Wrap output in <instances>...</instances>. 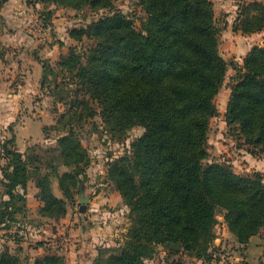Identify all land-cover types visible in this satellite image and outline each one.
I'll return each mask as SVG.
<instances>
[{
    "label": "trees",
    "instance_id": "trees-1",
    "mask_svg": "<svg viewBox=\"0 0 264 264\" xmlns=\"http://www.w3.org/2000/svg\"><path fill=\"white\" fill-rule=\"evenodd\" d=\"M35 1L62 10L104 12L85 26L69 29L68 37L77 45L59 56L57 71L43 64L42 82L46 76L57 82L61 74L60 83L69 86L68 95L60 99L69 106L68 116L83 122L98 114L116 140L134 127L143 130L127 152L106 164V177L129 208L131 222L122 245L96 248L92 264H146L159 246L209 260L218 216L239 245L264 231V174H238L226 162L210 161L207 151L210 121L218 113L215 98L228 69L213 2L136 0L145 16L137 30L116 7L118 0ZM263 29L264 0H242L232 32L249 35ZM84 40L92 44L84 47ZM224 116L228 135L250 155L264 158V38L235 68ZM74 134L70 127L54 148L62 165L70 168L62 174L56 166L41 173L33 155L24 156L9 141L0 145L8 195L0 209V228L9 229L15 213L25 210L13 202L25 201L30 179L37 188L39 215L65 218L66 200H73L89 165ZM51 178L62 198L51 192ZM18 188L22 197L15 193ZM43 251L33 264H68L64 255ZM0 264H21V258L3 247Z\"/></svg>",
    "mask_w": 264,
    "mask_h": 264
},
{
    "label": "rangeland",
    "instance_id": "rangeland-1",
    "mask_svg": "<svg viewBox=\"0 0 264 264\" xmlns=\"http://www.w3.org/2000/svg\"><path fill=\"white\" fill-rule=\"evenodd\" d=\"M115 5L139 30L145 16L137 1L118 0ZM20 9L27 11L26 18L17 15L16 12ZM103 13V11L93 12L88 8L80 11L62 10L35 0H4L0 8L2 22L0 58L7 52L5 50L11 48L4 40L11 32L9 20L11 19L15 24H22V50L26 42H30L25 52L35 56L38 64L37 75L40 69L36 83L39 87L31 94V99L24 103L25 107H22V91H18V86L22 87L25 84L23 74L16 75V79H13L11 84H7L13 91L0 89L3 96L0 101V145L9 141L8 146L24 156L33 155V165L38 167L41 173L49 172L51 166H56L59 174H62L70 168L62 165V158L54 148L57 146L58 136L72 127L76 139L85 148L89 157V165L84 170L85 176L80 177L82 182L74 192L73 200H66L67 213L63 220L55 221L39 215L37 188L31 179L27 183L25 201L17 199L13 202L17 207H21V210L22 208L25 210L15 213L14 220L9 222V229L0 228V249L7 247L10 252L18 253L21 264H33L36 257L44 255L43 249L64 255L61 251L63 247L119 248L122 245L123 235L130 226L129 208L120 198L114 185L108 181L106 164L111 158L127 152L130 143L139 137L143 130L134 127L126 133L123 140L113 139L98 114L83 122L68 116L69 106L65 102H60V99L68 95L69 86L64 82L60 83L61 74H58L57 82H53L52 76H46L47 79L42 82L43 64L57 71L56 63L59 56L67 53L70 46L77 45L68 37L69 29L85 26ZM215 16L216 25L222 31L220 52L228 63V69L215 98L218 113L210 121L207 151L210 161L226 162L236 173L244 175L247 172H243L241 166L248 165V162L242 158L240 152H237L238 149L244 148L240 146L239 141L228 135L224 116L235 68L241 66L237 59L241 57L243 51L231 48L224 35L222 19L218 14ZM32 23L36 24V29H30ZM39 27L41 30L38 32ZM91 44L92 42L88 40L83 42L84 47ZM4 80L7 81L6 78ZM9 93L19 95L18 99L10 101L14 109L7 108ZM64 114L66 115L62 117ZM43 127L46 128L45 133H42ZM12 138L13 141L10 140ZM253 157L264 159L262 155ZM4 163L2 159L0 209L2 203L8 200L4 185L6 182L1 173ZM51 179V192L56 197L62 198L56 179ZM81 187L88 197L84 212L79 211L80 204H78ZM15 193L22 197L20 188L16 189ZM217 219L220 223L215 228L217 238L210 247L209 260H196L179 253H169L167 247L159 246L146 258V264H264V231L251 238L247 245H239L227 229H224L221 216ZM18 247H20L19 251H17ZM40 250L42 251L37 254Z\"/></svg>",
    "mask_w": 264,
    "mask_h": 264
},
{
    "label": "crops",
    "instance_id": "crops-1",
    "mask_svg": "<svg viewBox=\"0 0 264 264\" xmlns=\"http://www.w3.org/2000/svg\"><path fill=\"white\" fill-rule=\"evenodd\" d=\"M15 1V0H14ZM214 5L215 15L218 14L222 22L224 24V35L229 41V45L234 50H241L242 55L239 60V64H242L244 57L250 51L251 47L254 45L262 46L263 38H264V29L258 33H253L249 35H243L240 33H234L231 30V25L233 20L235 19L236 11L239 3L242 0H211ZM21 19V18H20ZM10 27L11 32L7 36V39H4L5 42L8 43V46H11L8 50H5V54L0 58V89H5V91H13L10 89V86L7 84H11L13 79H16L15 76L18 74H23V79L25 84L22 87H19L18 91H22V107L24 103L31 99V94L37 90L39 85L37 78L40 73V69L38 71V75L36 74L37 70V61L35 60V56L31 54H27L25 50L28 47V43L26 42L25 48L22 50V28L21 23L15 24L11 19ZM17 22V21H15ZM226 31V32H225ZM222 35V31H221ZM221 42V36H220ZM227 44V43H226ZM221 45V44H220ZM7 48V47H6ZM224 57V56H223ZM25 76V77H24ZM4 78L7 79L5 82ZM19 78V77H18ZM4 82V83H3ZM13 89V88H12ZM7 96V95H6ZM9 102L7 103V108L14 109L10 105V101L14 99H18L19 95H15L9 93ZM3 96L0 93V101ZM23 124V123H22ZM244 148V147H243ZM237 152H240L243 155V159L248 162V165L241 166V170L243 172H252L259 171L264 174V159L253 157L250 155L245 149H238ZM242 163V162H241ZM244 169V170H243ZM39 206V205H38ZM63 220V219H62ZM224 226V225H223ZM224 229L226 227L224 226ZM42 250H40L37 254H39ZM68 262V264H92L93 259L97 255V250L94 247H63L61 250Z\"/></svg>",
    "mask_w": 264,
    "mask_h": 264
},
{
    "label": "water",
    "instance_id": "water-1",
    "mask_svg": "<svg viewBox=\"0 0 264 264\" xmlns=\"http://www.w3.org/2000/svg\"><path fill=\"white\" fill-rule=\"evenodd\" d=\"M87 203H88V197L84 193V188L81 187L79 189V199H78V204H80V209H79L80 212L85 211Z\"/></svg>",
    "mask_w": 264,
    "mask_h": 264
},
{
    "label": "built area",
    "instance_id": "built-area-1",
    "mask_svg": "<svg viewBox=\"0 0 264 264\" xmlns=\"http://www.w3.org/2000/svg\"><path fill=\"white\" fill-rule=\"evenodd\" d=\"M16 13H17V15H18L19 17H24V18L27 17V11H26V10H22V9H20V10H18ZM29 27H30L31 30H33V28L36 29V24L32 23ZM40 30H41V28L39 27V28L37 29V31L39 32ZM63 240H64V239H63Z\"/></svg>",
    "mask_w": 264,
    "mask_h": 264
}]
</instances>
